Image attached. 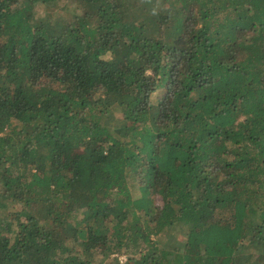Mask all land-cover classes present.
I'll list each match as a JSON object with an SVG mask.
<instances>
[{
    "label": "trees",
    "instance_id": "1",
    "mask_svg": "<svg viewBox=\"0 0 264 264\" xmlns=\"http://www.w3.org/2000/svg\"><path fill=\"white\" fill-rule=\"evenodd\" d=\"M0 264H264V0H0Z\"/></svg>",
    "mask_w": 264,
    "mask_h": 264
},
{
    "label": "rangeland",
    "instance_id": "2",
    "mask_svg": "<svg viewBox=\"0 0 264 264\" xmlns=\"http://www.w3.org/2000/svg\"><path fill=\"white\" fill-rule=\"evenodd\" d=\"M139 1H142V0H139ZM83 7H84V6H83ZM86 10H87V7H86V8H80V9H77V11H79V12H78L79 14H83ZM182 238H183V235L180 236V237H179V236H174V235H173V236L171 237V239L169 240V243H175V242L181 240ZM173 241H174V242H173ZM124 258H125V256H124V257L122 256V259H123V260H125Z\"/></svg>",
    "mask_w": 264,
    "mask_h": 264
}]
</instances>
